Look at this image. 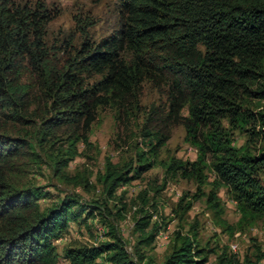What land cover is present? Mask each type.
Listing matches in <instances>:
<instances>
[{"label": "trees", "instance_id": "16d2710c", "mask_svg": "<svg viewBox=\"0 0 264 264\" xmlns=\"http://www.w3.org/2000/svg\"><path fill=\"white\" fill-rule=\"evenodd\" d=\"M118 2L120 28L99 43L84 38L81 47L58 64L50 59L45 42L46 27L55 16L46 4L0 0V264H57L55 243L70 223H87L96 214L107 224L109 239L67 248L64 257L71 264H158L148 248L167 223L153 220L158 209L146 191L139 194L134 225L138 236L129 252L110 221L113 212L106 200L84 202L74 191L54 197L42 186H21L15 180L25 164L47 162L54 176L89 190L91 175L70 176L65 168L76 158L77 144L90 143L92 125L103 107L129 119L137 113L139 120L141 114L145 147L136 161L122 166L106 159L97 181L107 198H114L119 186L141 178L155 165L150 156H159L173 125L181 123L186 141L198 149L197 158L171 156L161 162L168 173L197 184L191 198L188 193L180 198L178 217L192 208V199L202 197L211 165L214 185H225L238 203L240 224L264 221V113L249 105L254 97L264 99V0ZM24 63L35 74L38 97L48 110H31V90L21 82ZM145 82L166 90L167 106L153 104L140 111ZM184 109L188 115H183ZM48 112L51 117L43 115ZM26 116L33 118V126L38 124L34 132L26 130L23 137L8 130L11 123L25 124ZM235 130L247 136L241 148L232 144ZM59 132H69L64 152L53 151L62 140ZM41 198L50 204L43 207ZM207 202L221 217L224 210L216 191L209 193ZM126 209V205L118 208L117 217H123ZM190 234L175 232L161 264L208 262L215 250L197 244V231ZM256 254L258 260L264 259L261 245L257 244ZM217 264L256 262L249 254L241 260L224 248Z\"/></svg>", "mask_w": 264, "mask_h": 264}, {"label": "rangeland", "instance_id": "374dc122", "mask_svg": "<svg viewBox=\"0 0 264 264\" xmlns=\"http://www.w3.org/2000/svg\"><path fill=\"white\" fill-rule=\"evenodd\" d=\"M14 1L17 4L28 3L30 5L43 2L55 15L46 27L45 42L50 51V59L53 63L58 64H63L69 54L74 53V49L80 48L84 38L99 43L118 30L122 22L118 0ZM23 72L21 82L31 90V110L38 107L48 110L47 103L38 97L40 91L36 86V76L27 64L24 66ZM93 80V78L90 79L91 82ZM252 99L249 105L253 110L264 113V99L258 100L255 97ZM153 104L161 108L167 106L166 90L158 89L151 83L145 82L140 99V111H145ZM188 114V110L184 109L183 115ZM43 115L51 117L49 112ZM139 117L138 120V114L135 113L131 119L124 118L122 114L111 107L98 109L97 118L89 134L90 143L79 142L76 158L65 168L66 174L70 176L79 173L91 175L89 190L54 176L52 166L47 162L41 165L25 164V170L19 172L15 180L21 186H42L54 197L74 191L81 196V200L84 202L91 203L94 200L104 202L106 200L109 209L113 212L114 219L111 217L110 221L115 222L119 235L129 252L133 250L132 247L138 236L134 225L135 210L140 202L139 194L146 191L148 198L156 204L158 209L153 220H164L167 223V226L160 230L153 245L148 248V255L152 256L158 264H161L169 254L177 231L185 235H191L190 233L197 231V244L208 250H215L210 253L209 260L205 264H217V257L224 248H229L241 260L249 254L256 264H264V259L258 260L256 256L257 244L261 245L264 250V221L244 220L240 224L242 215L238 203L225 185L218 187L214 185L216 175L211 165L206 171L208 179L202 197L196 200L188 199L193 202L192 208L181 218L178 217L177 204L180 198L186 193L191 198L197 190V184L193 180L183 179L180 175L168 173L165 165L161 162L168 161L171 156L183 160L197 158L198 149L186 141V128L181 123L173 125L171 137L162 147L159 156L157 158L150 156L155 165L141 178L119 186L114 198H107L103 185L97 181V175L105 171L107 158L111 159L116 166H122L125 162L136 161L137 153L145 150L140 134L142 115L140 114ZM32 119L31 116H26L25 124L11 123L7 125L8 130H11L15 135L20 134L25 137L26 130L34 132L37 129L38 124L33 126ZM224 124L229 127L227 120L224 121ZM233 134L232 144L236 147H243L247 140L245 133L235 130ZM59 135L62 140L54 144L53 151L61 149L64 152L68 146L67 135L63 132H59ZM40 152L42 153V151ZM213 191H216L221 200L224 210L221 217L215 215L207 202L209 193ZM39 202L44 207L50 204L51 200L41 198ZM122 205H126L127 209L124 211L123 217L118 218L117 211ZM107 232V224H103L101 215L98 214L88 219L87 223L71 222L65 233L55 243L59 252L57 264H71L64 257V250L67 248L91 246L106 241L109 239ZM233 244L236 245V250L233 249Z\"/></svg>", "mask_w": 264, "mask_h": 264}, {"label": "built area", "instance_id": "2783aa9c", "mask_svg": "<svg viewBox=\"0 0 264 264\" xmlns=\"http://www.w3.org/2000/svg\"><path fill=\"white\" fill-rule=\"evenodd\" d=\"M232 247H233L234 250H236V245L233 244Z\"/></svg>", "mask_w": 264, "mask_h": 264}]
</instances>
